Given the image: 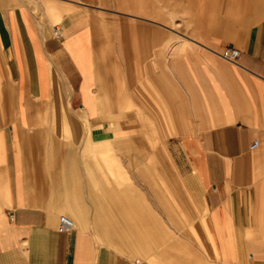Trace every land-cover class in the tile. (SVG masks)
I'll list each match as a JSON object with an SVG mask.
<instances>
[{
    "label": "crops",
    "instance_id": "crops-1",
    "mask_svg": "<svg viewBox=\"0 0 264 264\" xmlns=\"http://www.w3.org/2000/svg\"><path fill=\"white\" fill-rule=\"evenodd\" d=\"M263 11L264 0H0V264H264ZM231 47L237 62L222 57ZM151 139L178 176L156 172L152 186L139 173L154 167ZM118 161L125 193L107 168ZM117 218L122 248L105 227Z\"/></svg>",
    "mask_w": 264,
    "mask_h": 264
},
{
    "label": "rangeland",
    "instance_id": "rangeland-1",
    "mask_svg": "<svg viewBox=\"0 0 264 264\" xmlns=\"http://www.w3.org/2000/svg\"><path fill=\"white\" fill-rule=\"evenodd\" d=\"M252 2H254V1H250L249 2V8L250 9H253V5L251 4ZM253 10H255V9H253ZM255 11L257 12V10H255ZM140 120L142 121L143 119L140 118ZM138 122H140L139 119H138ZM107 148H109V146H107ZM150 148H151V150L148 151V152L153 155L152 157L154 158V163H153L154 164V167H152V165H151V168L152 169L151 168L150 169L145 168V169H140L139 170V173L142 176L144 175L143 176V179H145V181L149 182V185L152 186V184H153L152 183V180H154V177H155L156 172L157 173L161 172V173L165 174L166 176H170V177H174V176L175 177H178L177 174H176V170H175L174 166L172 165V163L168 159V156L166 154V151H165L164 147L162 146V143H159L158 141L154 142V139L153 140L151 139L150 140ZM137 150H141V148H139ZM139 152L142 153L141 151H139ZM160 153H161L162 156H160L161 158L159 159L158 157H159ZM129 156L130 157H133L134 155H132V154L129 153ZM137 156L139 158L142 157L140 154H138ZM119 157L123 161H125V156H123L122 151H120ZM158 163L161 164L160 166L162 167L163 170L162 169L160 171L157 170V169H159V167H158L159 164ZM107 168H108L109 174L111 175V177L113 179L112 189L113 190L119 189L123 193L127 192L132 185H131L130 179L128 177V172H127L126 168L121 164L120 161H118V164L117 165H111V166H108ZM134 174H135L134 181L137 182V184H139L138 185L139 186V190L142 191L144 189L143 188L144 185L142 184L141 181H137V179H138L137 178V171H134ZM148 180H150V181H148ZM155 183H156V181H155ZM145 188H146V186H145ZM182 192H183V195H184L185 205H186V211H185V213H187V212L194 213L195 210H196V202L194 201V199L191 197L190 193L185 188H183V191ZM125 198L126 197H124L123 199H125ZM147 199L151 202L152 208H154V210L157 211V214L158 215H161L163 218L164 217L169 218L168 217V215H169L168 212L164 209L163 206L159 205V203L157 202V199L158 198H156V196H155V194L153 193L152 190L148 191V193H147ZM107 200L108 199H106L104 201V205L107 202ZM135 200H139V198H136ZM73 202H74V204L76 206H78V204L74 201V199H73ZM104 205H103V207H104ZM119 207H121L120 214L124 216L126 214L124 202ZM135 210H136L135 212L137 214H140V211L138 209H135ZM123 220H125V219L124 218H121V219L120 218H117V219L111 220L112 222H110V220H109V223L108 224H105V227H107V228H113V229L118 230L117 245L120 248L123 247L122 244H123V240L125 238V233L123 232V230L121 228V222ZM184 220L187 221L188 219L186 218ZM186 233H188L189 236L195 237L193 229L192 230H188ZM103 242H104V244H107L105 241L102 240V243ZM108 246H109V244H108ZM152 248L153 247L151 246V249ZM198 248L201 251H204L205 254L210 255L212 258H216L217 257V255H214L211 251H208V249L205 248V247H203V246L198 245ZM219 263H223V262H219Z\"/></svg>",
    "mask_w": 264,
    "mask_h": 264
},
{
    "label": "built area",
    "instance_id": "built-area-1",
    "mask_svg": "<svg viewBox=\"0 0 264 264\" xmlns=\"http://www.w3.org/2000/svg\"><path fill=\"white\" fill-rule=\"evenodd\" d=\"M56 37L59 38L61 37V33H60V29L57 28L56 30ZM240 56V52L239 50L231 47L226 49L223 53H222V57L230 62H237ZM258 147V143H254V145L252 146V148H256ZM75 226V223L73 222L72 219H70L67 216H62L61 217V229L62 230H66L69 231L71 229H73Z\"/></svg>",
    "mask_w": 264,
    "mask_h": 264
}]
</instances>
